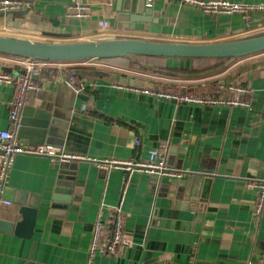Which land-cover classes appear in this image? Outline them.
<instances>
[{"label": "crops", "instance_id": "obj_1", "mask_svg": "<svg viewBox=\"0 0 264 264\" xmlns=\"http://www.w3.org/2000/svg\"><path fill=\"white\" fill-rule=\"evenodd\" d=\"M21 1L27 3L21 12L0 15V34L54 43L122 37L209 43L264 31L260 10L246 17L208 15L158 0L150 7L157 20L139 30L123 26L119 17L143 0H79L88 8L83 18L67 16L72 0ZM229 1L264 5V0ZM102 20L107 29L99 27ZM15 60H3L12 75L21 71ZM192 62L166 60L180 69ZM71 69L83 70L75 77L84 90L66 85L60 69L44 68L34 75L38 89L28 93L19 118L24 123L15 127L8 118L13 87L0 83V130L13 129L27 145H45L35 133L36 122L51 116L63 132L51 137L62 145L51 147L79 157L65 207L51 206L59 160L13 158L0 182V219L19 221L21 207H34L36 214L28 237L0 229V264H264V205L255 217L256 192L247 186L249 180L264 179V52L199 73L151 75L95 60L78 61ZM153 87L218 102L176 101L140 91ZM236 99L247 104L226 103ZM18 129L30 135L17 136ZM152 149L164 151L172 161L168 165L184 171L183 177L127 175L98 165L143 157ZM112 207L123 213L129 244L113 255L96 253L90 261L94 222L110 216Z\"/></svg>", "mask_w": 264, "mask_h": 264}, {"label": "built area", "instance_id": "obj_2", "mask_svg": "<svg viewBox=\"0 0 264 264\" xmlns=\"http://www.w3.org/2000/svg\"><path fill=\"white\" fill-rule=\"evenodd\" d=\"M158 0H143L146 7H152L153 3ZM164 2L176 1L183 5H188L200 10L204 14H239L243 17L248 16L252 11H264V5H252L247 3H237L229 0H160ZM27 3L21 0H0V13L12 14L20 11ZM88 8L79 0H72L68 6L67 16L75 18H83L88 16ZM99 27L103 30L108 28L105 20L99 22ZM4 35V34H3ZM9 36V35H7ZM4 60V58H2ZM21 66V71L17 75L10 72L0 70V83H7L13 87V96L9 109L10 126L15 127L18 124L21 111L27 102L30 90H37L33 76L39 74L44 68L51 67L60 69V73L64 76L66 85L75 92L84 90V85L75 77L74 71L71 69L77 62H59V61H42L21 58L15 60ZM83 62V61H79ZM145 94L152 95L156 98L173 99L176 101H193V102H218L214 99H202L198 97H190L187 95L177 94L172 91L153 87L140 90ZM228 104L246 105L243 100L226 101ZM140 145L139 139H135L133 147ZM18 154L41 155L47 156L53 160H74L79 158L75 155L62 153L50 145L30 146L19 141L13 129L7 128L0 130V182H3L10 171L13 158ZM87 160L96 162L95 159L87 158ZM98 165L103 169H122L127 175L132 173H145L150 176L168 179H180L184 175V171L175 169L168 165L166 154L160 149L148 150L146 155L141 157L136 154L127 159H105L99 161ZM247 186L256 192V200L253 205V215L258 217L264 205V179L249 180ZM9 205V201H3ZM129 244L124 233V216L120 207H112L110 216L102 219L100 216L95 220L92 231V240L88 250V258L91 261L96 253L113 255L118 249Z\"/></svg>", "mask_w": 264, "mask_h": 264}, {"label": "water", "instance_id": "obj_3", "mask_svg": "<svg viewBox=\"0 0 264 264\" xmlns=\"http://www.w3.org/2000/svg\"><path fill=\"white\" fill-rule=\"evenodd\" d=\"M154 14L157 16L152 8L142 4L134 8L131 7L128 12L121 13L119 20L125 27L142 30L144 24L157 20L153 17ZM0 15L3 14L0 13ZM260 52H264V33L241 39L209 43L156 41L128 37L54 43L24 40L0 34L1 54L42 61L77 62L98 58H118L127 55L234 59ZM0 70L10 72L9 69L0 68ZM82 72L83 70H74L75 74ZM32 78L35 81L38 77L33 76ZM42 117L41 121L36 122L38 128L35 130L39 142L46 145L54 142L53 144L61 146V142L56 143L57 141L51 138L53 135L60 136L63 133L56 129V124L59 121L47 115ZM19 123L22 124L24 121H19ZM16 134L17 136L21 134L30 135V132L18 129ZM169 159L168 157L167 163L171 164L172 161ZM76 167L77 163L74 160H59L57 182L54 187V195H52V207H65L66 203L70 201ZM19 214L21 215L19 221L0 219V229L28 237L34 224L36 209L34 207H21Z\"/></svg>", "mask_w": 264, "mask_h": 264}, {"label": "trees", "instance_id": "obj_4", "mask_svg": "<svg viewBox=\"0 0 264 264\" xmlns=\"http://www.w3.org/2000/svg\"><path fill=\"white\" fill-rule=\"evenodd\" d=\"M2 58L21 59V57L14 55H7L0 53V68L8 69L7 63ZM168 57L162 56H147V55H127L118 58H98L92 59L108 65H116L117 67L140 72L151 75H173L179 71H187L192 73L204 72L206 70L214 69L232 58H188L192 60V66L189 69H180L176 67H169L166 64ZM87 61V60H82Z\"/></svg>", "mask_w": 264, "mask_h": 264}, {"label": "rangeland", "instance_id": "obj_5", "mask_svg": "<svg viewBox=\"0 0 264 264\" xmlns=\"http://www.w3.org/2000/svg\"><path fill=\"white\" fill-rule=\"evenodd\" d=\"M263 33H264V31H263ZM263 33H262V34H263ZM257 34H259V33H257Z\"/></svg>", "mask_w": 264, "mask_h": 264}]
</instances>
